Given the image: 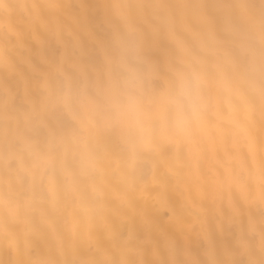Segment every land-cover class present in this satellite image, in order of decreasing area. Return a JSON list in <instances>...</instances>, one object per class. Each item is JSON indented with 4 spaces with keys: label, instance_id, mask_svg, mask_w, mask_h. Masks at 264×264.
<instances>
[{
    "label": "snow or ice",
    "instance_id": "snow-or-ice-1",
    "mask_svg": "<svg viewBox=\"0 0 264 264\" xmlns=\"http://www.w3.org/2000/svg\"><path fill=\"white\" fill-rule=\"evenodd\" d=\"M0 264H264V0H0Z\"/></svg>",
    "mask_w": 264,
    "mask_h": 264
}]
</instances>
